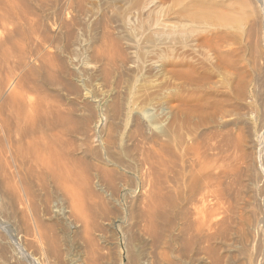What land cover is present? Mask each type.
I'll return each mask as SVG.
<instances>
[{"label":"rangeland","instance_id":"obj_1","mask_svg":"<svg viewBox=\"0 0 264 264\" xmlns=\"http://www.w3.org/2000/svg\"><path fill=\"white\" fill-rule=\"evenodd\" d=\"M149 1L0 0V264H264L233 232L227 247L215 237L232 220L221 126L249 123L264 171V0ZM186 9L200 20L183 22ZM175 190L193 197L191 240L169 237L177 255L163 238ZM150 208L165 211L149 221Z\"/></svg>","mask_w":264,"mask_h":264},{"label":"bare ground","instance_id":"obj_2","mask_svg":"<svg viewBox=\"0 0 264 264\" xmlns=\"http://www.w3.org/2000/svg\"><path fill=\"white\" fill-rule=\"evenodd\" d=\"M11 1V0H10ZM12 1H14V0H12ZM143 1V0H142ZM164 1V0H163ZM172 1V0H171ZM182 1V0H181ZM180 1V2H181ZM193 1V0H192ZM203 1V0H202ZM257 1V0H256ZM7 2V1H6ZM148 2H151V1H149L148 0ZM260 2V1H259ZM147 3V2H146ZM152 3V2H151ZM174 3H176V2H174ZM199 3V2H198ZM213 3V2H212ZM256 3V2H255ZM1 4H3V1H1ZM162 4V3H161ZM163 4H164V2H163ZM172 4V3H171ZM177 4V3H176ZM175 4V5H176ZM204 4V3H203ZM208 4V3H207ZM206 4V5H207ZM210 4V3H209ZM226 4V3H225ZM263 4H264V1H263ZM8 5V4H7ZM13 5V4H12ZM17 5V4H16ZM145 5V4H144ZM143 5V6H144ZM197 5V4H196ZM257 5V4H256ZM1 6V5H0ZM3 6V5H2ZM6 6V5H5ZM13 6H15V5H13ZM139 6H141V4L139 5ZM149 6H151V4L149 5ZM148 5H147V7H149ZM169 6H171V5H169ZM173 6H174V4H173ZM198 6H200V5H198ZM202 6H204V5H202ZM10 7V6H9ZM138 7V6H137ZM175 7V6H174ZM201 7V6H200ZM251 7V6H250ZM257 7V6H256ZM0 8H2V7H0ZM13 8V7H12ZM15 8V7H14ZM140 8V7H139ZM142 8V7H141ZM144 8H146V7H143V10H144ZM154 8V7H153ZM164 8V7H163ZM168 8V7H167ZM171 8V7H170ZM211 8V7H210ZM138 9V8H137ZM155 9V8H154ZM198 9V8H197ZM225 9V8H224ZM4 10V9H3ZM2 10V11H3ZM12 10V9H11ZM10 9H9V11H11ZM139 10V9H138ZM174 10V9H173ZM187 10V11H186ZM186 10H183L182 12H180L179 14H178V16H180V17H182V19L183 18H185L186 19V21L187 20H192V22L194 21V17L196 16V15H199V13H203V11L202 12H197V14L195 15L194 14V17H192L193 16V14L191 15L190 13L188 14L187 12H188V9H186ZM252 10V9H251ZM1 11V10H0ZM9 11L6 13L7 15L8 14H10L9 13ZM146 11V10H145ZM153 11H155V10H153ZM151 12L150 11V14H154V12ZM159 11V10H158ZM161 11V10H160ZM165 11L166 12H168L169 11V9H168V11L165 9ZM190 11V10H189ZM211 11V10H210ZM253 11V10H252ZM256 11V10H255ZM144 12V11H143ZM162 12V11H161ZM176 12V10L174 11V13ZM207 12H209V11H207ZM206 12V13H207ZM219 12V11H218ZM222 12V11H221ZM223 12H225V11H223ZM155 13H156V11H155ZM162 13H164V12H162ZM173 13V12H172ZM177 13V12H176ZM192 13H195V12H192ZM205 13V14H206ZM215 13H216V11H215ZM258 13V12H257ZM12 14V13H11ZM150 14H148V15H150ZM152 14V16H150L151 17V21H154L155 22V15H153ZM158 14V13H157ZM164 14H166V13H164ZM163 14V15H164ZM209 14H210V12H209ZM211 14H212V12H211ZM228 14V13H227ZM172 15V14H171ZM201 15V17H202V14H200ZM217 15V14H216ZM215 15V16H216ZM220 15H221V13H220ZM219 15V16H220ZM12 16V15H11ZM145 16V15H144ZM190 17V19H187V17ZM211 16V15H210ZM214 16V17H215ZM262 16V15H261ZM3 17V16H2ZM149 17V18H150ZM153 17V18H152ZM160 17H162V16H160ZM165 17V16H164ZM170 17V16H169ZM209 17V16H208ZM258 17V16H257ZM193 18V19H192ZM195 18H197V16L195 17ZM199 18H200V16H199ZM205 18H207V17H205ZM205 18H203L204 20H205ZM211 18V17H210ZM221 18V17H220ZM219 18V19H220ZM259 18H261V17H259ZM160 19V18H159ZM163 19V18H162ZM182 19L180 20V23H181V21H182ZM185 19H183L184 21L183 22H185ZM208 19V18H207ZM211 19H213V15H212V18ZM217 19V18H216ZM254 19V18H253ZM147 20V19H146ZM179 20H177V23L179 22ZM196 20V19H195ZM197 20H198V18H197ZM200 20V19H199ZM198 20V21H199ZM221 20V19H220ZM261 20V19H260ZM4 21V20H3ZM197 21V22H198ZM202 21V20H201ZM200 21V22H201ZM252 21V20H251ZM257 21V20H256ZM1 22V21H0ZM153 22V23H154ZM160 22V21H159ZM182 22V24L184 25V23ZM195 22V21H194ZM223 22V21H222ZM229 22V21H228ZM156 23H158V22H155L154 24H156ZM169 23V22H168ZM176 23V24H177ZM179 23V24H180ZM187 23V22H186ZM189 23V22H188ZM199 23V22H198ZM208 23H209V21H208ZM210 23H212V22H210ZM255 23V22H254ZM257 23V22H256ZM8 24V23H7ZM150 24V23H149ZM159 24V23H158ZM164 25H165V23H163ZM163 24H161V25H163ZM171 24V23H170ZM169 24V25H170ZM179 24H177V25H179ZM197 24V23H196ZM204 24V23H203ZM225 24V23H224ZM151 25V24H150ZM157 25V24H156ZM163 25V26H164ZM169 25H167V23H166V25L164 26V27H166V26H169ZM172 25H173V22H172ZM177 25L175 26V23H174V26L175 27H177ZM258 25V24H257ZM148 26V25H147ZM160 26V25H159ZM180 26H181V24H180ZM185 26V25H184ZM183 26V27H184ZM188 26H190V25H188ZM187 26V27H188ZM250 26V25H249ZM253 26V25H252ZM259 26V25H258ZM161 28H163L162 26H160ZM175 27L173 28V29H175ZM182 27V26H181ZM180 27V28H181ZM192 27V26H191ZM193 27H194V25H193ZM147 28H149V26L147 27ZM155 28V27H154ZM170 28V26L168 27V29ZM179 28V29H180ZM185 28V27H184ZM253 28V27H252ZM158 29V28H157ZM177 29V28H176ZM160 30V29H159ZM166 29L164 28V31H165ZM171 30V29H170ZM194 30V29H193ZM252 30V29H251ZM254 30V29H253ZM182 31V30H181ZM191 31V30H190ZM256 31V30H255ZM171 32V31H170ZM176 32V31H175ZM183 32V31H182ZM249 33V32H248ZM252 33H253V31H252ZM251 33V34H252ZM254 34V33H253ZM181 36V35H180ZM250 36V35H249ZM249 36L247 37L248 39H250L249 38ZM255 36V35H254ZM253 36V37H254ZM259 36H261V35H259ZM257 37V36H256ZM260 39V38H259ZM255 41V40H254ZM247 42H249V40L247 41ZM253 43V42H252ZM251 43V44H252ZM255 43V42H254ZM257 43L258 42H256V45H257ZM245 44V43H244ZM259 44V43H258ZM250 46V45H249ZM253 46V45H252ZM263 46V45H262ZM247 47V46H246ZM249 48H251V47H249ZM253 48V47H252ZM251 48V49H252ZM245 49V48H244ZM250 49V50H251ZM262 50V49H261ZM261 50H259V51H261ZM263 51V50H262ZM247 52V51H246ZM261 52H259V54H260ZM259 54H258V56H259ZM249 55H250V53H249ZM260 59V58H259ZM264 59V58H263ZM260 63V62H259ZM253 64V63H252ZM197 65V64H196ZM257 65V64H256ZM201 66V65H200ZM202 67V66H201ZM257 67V66H256ZM264 67V66H263ZM197 68V67H196ZM252 68V67H251ZM255 69V68H254ZM261 69H264V68H261ZM195 70V69H194ZM258 70V69H257ZM261 71V70H260ZM263 72V71H262ZM262 72H261V74H262ZM257 73H259L258 71H257ZM264 73V72H263ZM256 74V73H255ZM261 78H260V80H259V85H258V87L259 88H261L262 90V92H261V96H257V98L256 99H258L259 98V101H261V103L263 104V102H264V75L263 76H260ZM257 79V78H256ZM258 80V79H257ZM256 80V81H257ZM258 82V81H257ZM257 82H255V84L257 83ZM254 84V85H255ZM255 89H257V87L255 88ZM257 91H258V89H257ZM257 91H255V92H257ZM260 92V91H259ZM257 94V93H256ZM255 94V95H256ZM255 97V96H254ZM255 99V100H256ZM257 101V100H256ZM259 101H258V103H259ZM255 102V101H254ZM258 107H261V106H258ZM261 108H259V110H260ZM36 110V109H35ZM258 110V111H259ZM261 112V111H260ZM263 112V111H262ZM23 115V114H22ZM263 115V114H262ZM261 115V116H262ZM257 117V116H256ZM262 120V119H261ZM29 121V120H28ZM260 121V120H259ZM247 122V121H246ZM246 122H244V121H235V122H233V123H231V124H224L223 126H221L222 127V132L223 133H221L222 135H221V139L222 140H220V141H224V146L225 147H228V149L229 150H231L232 151V153L230 152V151H228V153H231V154H226V156L227 157H229L230 155H231V159H228V161H233V162H231V163H233V164H229V165H227V166H225L227 163H228V161L227 160H225L224 162H226V163H224V166H223V163H222V166L223 167H220V173L222 172V179H223V181H221V183L222 184H220L221 186H220V195L219 196H221V198L220 199H223L224 200V202L223 203H226L228 206L230 205V207H225V208H223L222 207V209H225L224 210V213H226L227 211L228 212H230V213H226L227 214V216L229 215V214H231V216H229V218H231L232 220H231V222L233 221V223L234 224H232V225H230V223L231 222H229L228 224H229V226H231L230 228H232V226L233 225H235V227L233 228V229H231V230H229L230 228H229V226L227 227L226 226V224H225V222L223 221L222 222V226H221V236L219 235L220 233H218V234H216L215 235V237H218L219 236V238H220V242L223 244V246H226V245H229L228 244V233H229V231H231V232H233V233H231V234H234L235 235V237H234V239H231V240H233V242L232 243H234L236 246H238L239 247V249H240V253L242 254V253H244L245 251L246 252H250V251H256V253H258V254H260L262 257H263V254H264V245L263 244H261V245H263V246H260V241L262 240V238H263V236H264V232H263V225H262V223H264V219H263V217H264V209H263V207H262V205H261V202L263 201V196H264V171L262 170V166H261V164H260V160H259V152H258V150L256 149V147H255V142L253 143V141H255V137H254V135H253V141H252V139H251V137H250V132H252V131H250L249 129L251 128H249V126L247 125V124H249V123H246ZM263 122V121H262ZM260 123V122H259ZM26 124V123H25ZM255 124H256V120H255ZM261 124V123H260ZM261 125H263V124H261ZM258 126V125H257ZM23 127V126H22ZM260 127V126H259ZM262 127H264V126H262ZM18 128V127H17ZM261 128V127H260ZM29 129V128H28ZM262 129V128H261ZM16 130H18V129H16ZM258 130V129H257ZM257 130H256V132H257ZM216 132V131H215ZM214 132V133H215ZM260 132H261V130H260ZM219 133V134H220ZM235 133H237V134H235ZM261 133H264V132H261ZM213 134V133H212ZM212 134H210V136L209 137H207V138H209V139H211L212 138ZM251 134H253V132L251 133ZM203 135H205V134H203ZM214 135V134H213ZM216 135H218V134H216ZM258 135V134H257ZM262 135V134H261ZM218 136H220V135H218ZM42 138V137H41ZM204 138V137H203ZM215 138V137H214ZM213 139V138H212ZM26 140V139H25ZM219 141V140H218ZM219 141V142H220ZM206 142V141H205ZM204 142V143H205ZM31 143V142H30ZM207 143H209V142H207ZM216 143V142H215ZM211 144V143H210ZM219 144V143H218ZM257 144V143H256ZM223 144L221 143V146H222ZM36 146V145H35ZM205 147V146H204ZM48 148H50V147H48ZM223 148V147H222ZM222 148H220V151H222V153H224L223 151V149ZM205 149V148H204ZM203 149V151H205ZM210 149V148H209ZM215 149H218L219 150V148H215ZM222 149V150H221ZM226 149V148H225ZM17 150H19V149H17ZM208 150V149H207ZM225 151H227V150H225ZM219 152V151H218ZM203 154H204V152H203ZM208 154V153H207ZM214 154V153H213ZM218 155H219V153H217ZM225 154V153H224ZM223 154V157L225 156ZM205 155H206V153H205ZM211 155V154H210ZM203 156V155H202ZM201 156V157H202ZM213 156V155H212ZM222 156V155H221ZM210 157V156H209ZM222 158V157H221ZM221 158H219V159H221ZM225 158V157H224ZM223 158V159H224ZM207 159V158H206ZM218 159V160H219ZM227 159V158H226ZM217 160V161H218ZM222 160V159H221ZM208 161V160H207ZM223 161V160H222ZM221 162V161H220ZM195 163H196V161H195ZM197 165V164H196ZM231 165V166H230ZM219 166V165H218ZM187 167V166H186ZM196 167V166H195ZM212 167H213V165L211 164V161H209L208 163H207V165L204 167V172L206 173V175H205V179H203V181H206L207 183H208V186H209V183H210V181L212 180V176L210 175L211 173H210V171L212 170ZM215 167V166H214ZM218 168V167H217ZM216 168V169H217ZM221 168L223 169L224 168V170L222 171L221 170ZM215 169V170H216ZM215 170H213V171H215ZM179 172H180V170H178ZM185 171H186V169H185ZM190 171V170H189ZM189 171H188V175L187 174H185V176L187 175V176H189ZM202 171V170H201ZM200 171V172H201ZM213 171H211V172H213ZM217 171V170H216ZM191 172H192V170H191ZM191 172H190V176H191ZM203 172V171H202ZM203 172V174H205ZM192 174H194L193 172H192ZM198 175V174H197ZM200 175V174H199ZM198 175V176H199ZM195 178L196 179V176L194 177L193 175L190 177V178ZM212 177V178H211ZM221 177V176H220ZM185 178V177H184ZM189 178V177H188ZM187 178V179H188ZM190 178L188 179V180H190ZM192 178V179H193ZM199 178H201L200 176H199ZM204 178V177H203ZM192 179L190 180V181H188V182H191L192 181ZM221 179V178H220ZM221 179V180H222ZM216 180V179H215ZM219 180V179H218ZM193 181H194V179H193ZM192 181V182H193ZM197 181H199L198 179H197ZM202 181V180H201ZM200 181V182H201ZM202 181V182H203ZM220 181V180H219ZM192 182H191V184H192ZM215 182V181H214ZM196 183V182H195ZM195 183L193 182V185H194V187L191 185V187H192V190L195 188ZM186 184H187V180H186ZM185 184V185H186ZM189 184V183H188ZM187 184V185H188ZM203 185H205V184H202V186ZM214 185H216V184H214ZM197 186H198V183H197ZM196 186V187H197ZM180 187V186H179ZM182 187V186H181ZM199 187V186H198ZM188 188V187H187ZM179 189H181V188H179ZM178 188L176 189L177 191L179 190ZM185 189V188H184ZM184 189H183V191H184ZM199 189V188H198ZM210 189V188H209ZM213 189V188H212ZM176 190H175V192H176ZM191 190V189H190ZM191 190V191H192ZM195 190V189H194ZM194 190L192 191V193L194 192ZM180 191V190H179ZM199 191V190H198ZM197 191V192H198ZM219 191V190H218ZM181 192H182V189H181ZM181 192H179V193H181ZM185 192V191H184ZM187 192V194H179V193H177V194H179L178 196H177V200H175V199H173V202L174 201H176L175 202V205H174V203H173V205H174V210H176L174 213L172 212V211H174V210H172L171 212L172 213H170L169 215H170V217H171V220L169 221H166V224H164V225H167L168 226V228L165 230V229H163V230H165L164 232H166L165 233V236L163 237L162 235L160 236L159 235V233H158V235L161 237V239H162V237L163 238H166V242H165V244H164V247L165 248H167V250H170L171 251V244H170V239L171 238H169L170 237V234L175 230L176 231V228H179L180 229V232H184V233H187V234H185V236L187 235V237L189 236L188 235V232H185V230L186 229H189V223H190V221L192 222V219H190V220H188V217L190 216L187 212H188V210L190 211V209H188L190 206H191V203L193 202V201H191V203H189L190 204V206L187 208V204H188V202H190L189 201V199L190 198H193V197H188V195H189V190H187L186 191ZM210 192V191H209ZM183 193V192H182ZM213 193V192H212ZM211 193V194H212ZM194 194V193H193ZM197 194V193H196ZM190 195H192L191 193H190ZM189 195V196H190ZM198 195V194H197ZM196 195V196H197ZM216 195V194H215ZM194 197H195V195H194ZM158 198V197H157ZM173 198V197H172ZM159 199V198H158ZM171 199V198H170ZM219 199V200H220ZM167 200V199H166ZM172 200V199H171ZM195 200V199H194ZM162 201V200H161ZM168 201H170V200H168ZM221 201V200H220ZM163 202V201H162ZM165 202H167V201H165ZM172 203H171V206H173L172 205ZM155 204V203H154ZM158 204V203H157ZM166 204V203H165ZM167 204H168V202H167ZM221 204V203H220ZM165 206V205H164ZM170 206V205H169ZM223 206H225V204H223ZM154 207V206H153ZM157 207V206H156ZM155 207V209H157ZM152 208V207H151ZM150 208V209H151ZM162 208V207H161ZM172 208V207H171ZM172 208V209H173ZM191 208V207H190ZM149 209V210H150ZM178 209V210H177ZM186 209H187V212H186ZM160 210H162V212H160ZM171 210V209H170ZM158 211H159V213H163V211H165L164 209H159L158 208ZM223 211V210H222ZM166 212H167V210H166ZM193 212V211H192ZM145 211H144V215H145ZM156 213H158L157 211H155V210H153V209H151V211H150V213H149V215H148V217H146L147 218V220H149V221H151L152 220V217L155 219V217H156ZM158 213V214H159ZM190 213V212H189ZM161 214H159L158 216H160V218H161ZM165 214V213H164ZM167 215H168V212L166 213ZM165 214V215H166ZM172 214V215H171ZM191 214V213H190ZM225 214V215H226ZM189 215V216H188ZM263 215V216H262ZM227 216H225V217H227ZM144 217V216H143ZM163 217H165V216H163ZM162 217V220L164 219ZM157 218V217H156ZM166 218H167V216H166ZM169 218V217H168ZM228 218V217H227ZM154 219H153V222H150L151 224L153 223H156V221L159 223V221L158 220H156V221H154ZM161 220V221H162ZM165 220V219H164ZM224 220H226V218H224ZM229 220V219H228ZM227 220V221H228ZM160 221V222H161ZM230 221V220H229ZM189 222V223H188ZM158 223H156V224H158ZM163 223V222H162ZM161 224V223H160ZM191 224V226H192V223H190ZM163 225V224H162ZM153 226L154 225H152V228H153ZM178 226H180V227H178ZM147 227V226H146ZM145 227V228H146ZM159 227H161V225H159ZM165 227V226H164ZM194 227H195V225H194ZM152 228H150V229H148V231H150ZM154 228H155V226H154ZM147 229V228H146ZM185 229V230H184ZM190 229H193V226H192V228H190ZM152 230H154V229H152ZM159 230V229H158ZM162 230V231H163ZM178 230V229H177ZM147 231V230H146ZM147 231V232H148ZM157 231V230H156ZM219 232H220V230H218ZM155 232V231H154ZM153 232V233H154ZM177 232H179V231H177ZM176 232V233H177ZM179 232V233H180ZM152 233V234H153ZM163 233V232H162ZM179 233H177V235H179ZM183 233V234H184ZM193 233V232H192ZM172 234H174V233H172ZM182 233H181V235H183ZM194 234V233H193ZM192 234V235H193ZM154 235H156V234H154ZM175 236H176V234H174ZM157 236V235H156ZM184 236V235H183ZM183 236H182V238H183ZM191 236V235H190ZM194 236H196V234L194 235ZM198 236V235H197ZM231 237H232V235H230ZM174 237V236H173ZM178 237V236H177ZM177 237H174V238H176V239H174V240H176V241H178L177 240ZM199 237V236H198ZM198 237L197 238H195V239H198ZM205 237H208V236H205ZM221 237H222V239H221ZM156 238V237H155ZM179 238V237H178ZM190 238H192V237H190ZM189 237H188V240L190 239ZM194 238V237H193ZM210 238V237H209ZM211 238H212V236H211ZM219 238H217L218 240H219ZM230 238V237H229ZM151 239H152V241H153V235L151 236ZM157 239V238H156ZM181 239V238H180ZM186 239V238H185ZM185 239H184V241H185ZM195 239H193L194 241H195ZM163 240V239H162ZM161 240V241H162ZM173 240V241H174ZM182 240V239H181ZM187 240V241H188ZM191 240V239H190ZM205 240H207L206 242L209 244L210 242H208V240L209 239H206L205 238ZM204 240V241H205ZM263 240H264V238H263ZM193 241V242H194ZM202 241V240H201ZM213 241H215V239H213ZM217 241V240H216ZM155 242V241H154ZM153 242V243H154ZM182 242V241H181ZM190 242H192V241H190ZM193 242L191 243V244H193ZM212 242V241H211ZM219 242V241H218ZM219 242V243H220ZM161 243V242H160ZM160 243H156L155 242V246H157L158 247V245H160ZM177 243V242H176ZM175 243V244H176ZM183 243V242H182ZM181 243V244H182ZM186 243V242H185ZM187 243H189V241L187 242ZM186 243V244H187ZM262 243V242H261ZM181 244H180V246H181ZM196 244V243H195ZM211 244V243H210ZM209 244V245H210ZM233 244V245H234ZM161 245H162V243H161ZM209 245H208V248H207V250L208 251H210V249L211 248H213V247H209ZM232 245V244H231ZM231 245H230V247H231ZM163 246V245H162ZM161 246V247H162ZM173 247H176V246H174V245H172ZM184 246V245H183ZM190 246V247H189ZM189 248L191 249V250H193L194 249V247L193 246H195V245H190L189 244ZM191 246L193 247V249L191 248ZM220 246H222V245H219V247ZM236 246H233L234 248L236 247ZM199 247V246H198ZM197 247V248H198ZM218 247V248H219ZM227 247V246H226ZM229 247V248H230ZM238 247H236V249H238ZM159 248V247H158ZM165 248H162V249H165ZM180 248H183L182 246L180 247ZM189 248H187L186 247V250H189L190 251V249ZM196 248V247H195ZM200 248V247H199ZM198 248V249H199ZM221 248V247H220ZM228 248V249H229ZM177 249V248H176ZM184 249H185V247H184ZM197 249V250H198ZM222 250H223V247L221 248ZM226 249V248H225ZM231 249H233V248H231ZM236 249H234V251H236ZM157 250V249H156ZM166 250V249H165ZM164 250V251H165ZM179 250V249H178ZM213 250V249H212ZM212 250H211V252H212ZM219 250V249H218ZM244 250V251H243ZM160 251V250H159ZM158 251V252H159ZM163 251V250H162ZM199 251V250H198ZM213 251H215V249L213 250ZM225 251V250H224ZM173 251H171V253H172ZM176 252V251H175ZM178 252V251H177ZM176 252V253H177ZM184 252H185V250H184ZM211 252H209V255L211 254ZM219 252V251H218ZM218 252H217V254H218ZM221 252V251H220ZM226 252H227V250H226ZM228 252H230L229 250H228ZM227 252V253H228ZM232 252V251H231ZM239 252V250L237 251V253ZM160 253H163V252H160ZM183 253V252H182ZM181 252H180V254H182ZM187 253V252H186ZM190 253V252H189ZM189 253H187L186 255H188ZM199 253V252H198ZM212 253H214V252H212ZM233 253V252H232ZM239 253V254H240ZM172 254H175L174 252L172 253ZM177 254H179V253H177ZM177 254H175V255H177ZM226 254V253H225ZM231 254V253H230ZM238 254V255H239ZM258 254H256V255H258ZM134 255V254H133ZM159 255V254H158ZM162 255V254H161ZM163 255H164V253H163ZM183 255V254H182ZM212 255V254H211ZM214 255V254H213ZM160 256V255H159ZM170 256V255H169ZM184 256V255H183ZM216 256V253H215V255H214V257ZM228 256H229V254H228ZM227 255H224V258H221V260L223 259L224 261H225V257H227L228 259L232 256H230V257H228ZM237 256V255H236ZM250 256V255H249ZM161 258H162V256H160ZM164 257V256H163ZM177 257V256H176ZM182 257V256H181ZM185 257V259H186V257L187 256H184ZM217 257H219L218 255H217ZM217 257H216V259H217ZM223 257V256H222ZM232 257H234V256H232ZM142 258V257H141ZM165 258V257H164ZM173 258V257H172ZM179 258V257H178ZM188 258V257H187ZM226 258V259H227ZM259 258V257H258ZM148 259V258H147ZM163 259V258H162ZM161 259V260H162ZM195 259V258H194ZM215 259V260H216ZM232 258H230V260H231ZM264 259V258H263ZM146 260V259H145ZM174 260V259H173ZM179 260V259H178ZM182 260V259H181ZM187 260V259H186ZM214 260V261H215ZM219 260V259H218ZM229 260V262H233V260H231L230 261ZM159 261V260H158ZM163 261H164V259H163ZM176 261V260H175ZM174 261V262H175ZM208 261H210V260H208ZM217 261V260H216ZM223 261V262H224ZM246 261V260H245ZM244 261V262H245ZM160 262V261H159ZM158 262V263H159ZM187 262V261H186ZM222 262V261H221ZM254 262V261H253ZM259 262V261H258ZM172 263H173V261H172ZM171 263V264H172ZM179 263V262H178ZM219 263V262H218ZM228 263V262H227ZM235 263V262H234ZM234 263H232V264H234ZM237 263V262H236ZM235 263V264H236ZM261 263V262H260ZM163 264H164V262H163ZM169 264V263H168ZM175 264V263H174ZM180 264V263H179ZM231 264V263H230ZM243 264V263H242ZM251 264V263H250Z\"/></svg>","mask_w":264,"mask_h":264}]
</instances>
